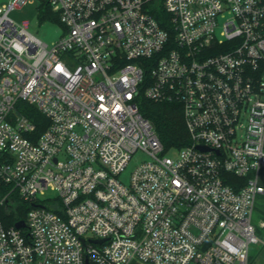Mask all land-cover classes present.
<instances>
[{
    "label": "built area",
    "instance_id": "2783aa9c",
    "mask_svg": "<svg viewBox=\"0 0 264 264\" xmlns=\"http://www.w3.org/2000/svg\"><path fill=\"white\" fill-rule=\"evenodd\" d=\"M21 1L0 5V206L32 205L24 227L0 218V264H248L264 0H41L63 26L51 44L9 17ZM141 92L179 105L189 143L164 148Z\"/></svg>",
    "mask_w": 264,
    "mask_h": 264
},
{
    "label": "trees",
    "instance_id": "16d2710c",
    "mask_svg": "<svg viewBox=\"0 0 264 264\" xmlns=\"http://www.w3.org/2000/svg\"><path fill=\"white\" fill-rule=\"evenodd\" d=\"M151 13L160 20L161 10L154 8L151 10ZM38 18L40 21L46 19L58 20V14L53 12L46 3H42V6L39 8ZM138 107L141 115L152 123L166 150L172 147L178 148L189 143L190 138L182 119L181 109L177 103L154 101L143 96L141 92L138 98ZM24 108L37 125L44 120V117L34 107L26 105ZM7 190L6 186H0V196ZM31 205V203L20 199L16 193H12L9 199L0 206V218L3 224L5 226H12L18 220H24L26 212ZM258 211L260 213L258 215L264 218V205L262 203L258 205Z\"/></svg>",
    "mask_w": 264,
    "mask_h": 264
},
{
    "label": "rangeland",
    "instance_id": "374dc122",
    "mask_svg": "<svg viewBox=\"0 0 264 264\" xmlns=\"http://www.w3.org/2000/svg\"><path fill=\"white\" fill-rule=\"evenodd\" d=\"M8 2V0H0V5ZM42 6L41 0H22L17 7L9 11V17L15 23H22L23 21L28 22L27 29L44 41L47 44H51L55 41L62 33L63 26L62 23L55 19H46L44 21H40L38 18L39 8ZM241 130L237 129V133L240 134ZM149 156L142 150H138L135 152L129 162L127 163L124 171L120 174V179L126 183L129 179L131 171L144 160H147ZM259 180L264 185V170L259 171ZM46 195L55 196V192L47 191ZM262 203L264 205V194L263 196L258 195L255 202V208L252 213V223L256 227V233L260 237V239L264 238V227L259 225L260 221L264 218L258 211V205ZM262 246H264L260 241L251 243L248 248L249 258L248 264H250L254 258V256L260 253V264H264V248L262 250ZM130 264H146L139 262L137 260H133Z\"/></svg>",
    "mask_w": 264,
    "mask_h": 264
},
{
    "label": "crops",
    "instance_id": "0c3cea01",
    "mask_svg": "<svg viewBox=\"0 0 264 264\" xmlns=\"http://www.w3.org/2000/svg\"><path fill=\"white\" fill-rule=\"evenodd\" d=\"M263 194H261L260 196H262ZM264 246H262V250H263ZM261 253V252H260ZM260 253L256 254L252 260V262L250 264H260Z\"/></svg>",
    "mask_w": 264,
    "mask_h": 264
},
{
    "label": "water",
    "instance_id": "95a60500",
    "mask_svg": "<svg viewBox=\"0 0 264 264\" xmlns=\"http://www.w3.org/2000/svg\"><path fill=\"white\" fill-rule=\"evenodd\" d=\"M199 147H201L202 149H206L204 146H199ZM14 225H15V227H17V228H20V227H24L25 223H24L23 220H18L17 222H15Z\"/></svg>",
    "mask_w": 264,
    "mask_h": 264
}]
</instances>
